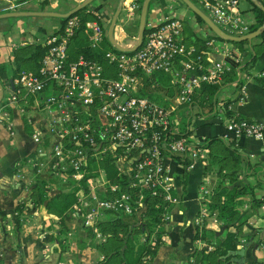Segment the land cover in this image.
I'll list each match as a JSON object with an SVG mask.
<instances>
[{
  "label": "built area",
  "instance_id": "2783aa9c",
  "mask_svg": "<svg viewBox=\"0 0 264 264\" xmlns=\"http://www.w3.org/2000/svg\"><path fill=\"white\" fill-rule=\"evenodd\" d=\"M197 1L226 31L237 35L251 31L253 22L240 12L239 0ZM141 3L122 0L121 11L139 18ZM81 24L74 13L46 37L38 70L22 69L8 87V95L0 99V118H6L7 106H21L22 96L34 98L33 107L45 112L48 129L56 137L46 163L39 162L36 171L47 164L52 174L76 186L73 212L85 226L96 228L106 216L121 214L142 220L148 204L144 193L158 197L167 222L172 217L177 168L183 167L179 159L189 160L188 168L207 155L205 139L182 132V123L187 112L189 129L203 118L196 113L193 98L202 82L222 77L223 62L211 58V51L221 50L219 39L209 29L207 49L195 55L194 46L181 40L182 19L166 15L146 25L136 49L120 50L109 41L105 21L97 14L84 26L91 47L109 41L102 52L106 62H102L82 52L69 56V42ZM157 72L170 75L172 93H161L164 102L144 92L146 76ZM260 74L264 75V67ZM155 82L156 78L150 85ZM224 125L234 141L243 135H264V119L234 114ZM34 137L41 140L40 135ZM104 156L112 157L120 181H112L100 165Z\"/></svg>",
  "mask_w": 264,
  "mask_h": 264
},
{
  "label": "crops",
  "instance_id": "0c3cea01",
  "mask_svg": "<svg viewBox=\"0 0 264 264\" xmlns=\"http://www.w3.org/2000/svg\"><path fill=\"white\" fill-rule=\"evenodd\" d=\"M10 1L11 5L0 9V12L11 10L29 13L0 17V65H3L5 72L4 79V74H0L3 98L8 95V87L15 78L12 74L13 48L27 42L43 43L49 34L61 26V17L35 14L32 11L67 12L83 0ZM119 1L92 0L87 8L104 19L108 31ZM253 4L252 0L238 1L240 12L254 23L256 13ZM197 5L203 9L199 3ZM166 15L182 19L181 39L187 46L193 45L195 48V37L205 38L209 34V28L196 19L182 0H151L146 25L159 22ZM138 21L139 18L126 16L120 9L112 30L114 39L121 45L132 46L137 39ZM77 38L69 42L73 54H76V50L72 45ZM258 39H251L242 45L218 40L221 50L211 51V58L220 59L224 69L233 68L235 75L233 79L226 80L217 92L219 101L214 114L207 118L202 116L200 121L193 123L189 132L191 138L204 140L211 135H218L230 140L224 125L228 117L225 104L232 115L264 119V75L260 74L264 67V49L254 60H250V44ZM21 101V106H7L6 118H0V264H96L103 256L98 242L105 239V235L98 234L97 225L96 228L85 226L73 212L74 204L63 213L56 214L49 211L46 199L37 203L31 197L35 184H39L48 196L67 190L72 185L52 174L47 164L36 171L39 162L46 163L56 137L48 129L45 112L33 107L34 98L22 96ZM34 135H40L41 140H35ZM235 145L245 156L240 167L234 170L235 182L254 186V196L261 197L264 186H256L261 173L253 169L247 171L245 165L247 159L264 161V135L261 138L240 136L235 140ZM205 161L207 155L194 161L186 172L183 167L177 168L179 174L174 181L172 217L164 222L161 242L146 264H190L191 253L196 248L211 249L213 246L206 241L207 238L196 237L197 227L211 228L216 238L224 236L226 224L217 211L211 212L206 205L205 198L218 178L214 169L204 171ZM171 162L176 165V161ZM202 187L207 192H203ZM238 209L237 220L243 221L242 232L236 246L239 252L231 259V263L264 264V204H255L252 195L246 192ZM121 215L126 221L133 219L130 215ZM154 233L150 234V240L155 237ZM144 236L145 233L140 232L138 240L143 241Z\"/></svg>",
  "mask_w": 264,
  "mask_h": 264
},
{
  "label": "trees",
  "instance_id": "16d2710c",
  "mask_svg": "<svg viewBox=\"0 0 264 264\" xmlns=\"http://www.w3.org/2000/svg\"><path fill=\"white\" fill-rule=\"evenodd\" d=\"M42 3L44 4L45 2ZM41 8H43V6ZM253 8L256 13V20L251 24V30H254L264 22V11L256 4H253ZM75 14L80 17L82 23L72 36V38L78 36L74 45H72L76 50V54L82 52L85 56L106 62L102 56V52L110 45L109 41L106 40L103 42L101 47H91L88 42V32L84 26L85 20L97 18V14L88 10L87 6L76 11ZM195 16L197 20L203 22L199 16ZM65 19L66 18H61V24H63ZM146 30L147 26L145 31ZM188 32L191 33L192 30L189 29ZM213 35L217 39L224 40L215 34ZM258 36L259 39L250 44L252 51L250 60H254L255 56L264 49V31ZM181 40L184 41V39ZM232 42L237 45H242L244 42H247V40ZM193 43L195 44V55L199 54L200 50L207 49L206 39L204 37L196 36ZM45 47L46 45L40 42H27L14 47L11 54L14 65L12 72L13 76L16 77L19 72L25 68H30L35 71L38 70L39 61ZM68 49L70 57L76 55L73 54L74 50H70V44L68 45ZM201 62L206 61L202 59ZM195 71L199 70L195 69ZM0 74H4L2 76L4 79L5 72L3 71V65H0ZM234 75L235 70L230 67L222 71V77L219 80L202 82L192 101L193 106L197 109L196 113L205 118L212 116L215 106L219 101L216 97L217 92L221 85L226 80L233 79ZM155 78L157 82L151 86V81ZM144 92L152 99L164 102L161 93H172L170 75L164 72H157L146 76ZM225 111L227 112V116L232 115L227 109L226 104ZM189 117V112L183 116L182 132L184 131L185 134L190 132L188 128L190 122ZM180 134L181 132H178L175 135ZM203 144L207 148V161L203 164L204 171L214 169L218 178L215 186L205 198L206 205L211 212H218L223 222L226 224V230L222 238H216L211 228L203 226L200 229L197 227L196 237L207 238L206 241L210 242L213 247L209 250L196 248L191 253L192 260L190 264H232L231 259L237 253H232L231 251L237 250L236 246L239 242L243 224V221L237 220L239 215L238 206L242 202L246 192L252 195V201L255 204H264V193L261 197H255L254 186L235 182L236 173L234 170L240 167L241 160L245 156L237 149L233 139L225 140L221 136L211 135L205 139ZM99 162L101 166L106 168V172L112 181L121 180V177L117 174L112 157H101ZM179 162L183 164V169L186 172L189 160L179 159ZM250 169H253L254 172L261 173L260 179H257L256 186L263 187L264 161L247 159L245 170L250 171ZM31 193L32 199L37 203L46 199L47 208L49 211L56 214H61L68 210L76 201V186L48 196L39 184H35L32 187ZM143 198L148 204L143 213L142 220L137 221L133 218L126 221L122 215H112L97 222V230L105 235V239L98 242V248L103 256L96 264H146L148 259L155 253L157 246L161 242V235L164 232V222H166V220L161 216L164 209L163 206L157 204L158 197L144 193ZM231 226L233 228L229 229ZM140 232L145 233L143 241L138 240V234ZM152 232H155V237L150 240V234Z\"/></svg>",
  "mask_w": 264,
  "mask_h": 264
},
{
  "label": "water",
  "instance_id": "95a60500",
  "mask_svg": "<svg viewBox=\"0 0 264 264\" xmlns=\"http://www.w3.org/2000/svg\"><path fill=\"white\" fill-rule=\"evenodd\" d=\"M92 0H83L81 3L77 4L74 8L67 12H58L54 10H37L32 11V13L35 14H41V15H51V16H59L61 18H67L68 16L76 13V11L86 7ZM151 0H142L140 13H139V21H138V34L137 39L135 43L132 46H124L118 43L114 37H113V26L115 23V20L120 12L122 0L119 1V4L117 8L115 9L114 14L112 15V18L110 20V24L107 31V36L109 41L115 45L116 48L120 50H127L132 51L136 49L143 41L145 29H146V22H147V10L149 7V3ZM191 10L192 12L199 16L203 22L207 25L209 29H211L215 35L218 37L229 40V41H250L252 38L258 36L261 32L264 31V22L260 24L257 28L254 30L249 31L248 33L237 35L230 33L223 29L221 26H219L203 9H201L193 0H182ZM254 4H256L258 7H260L264 11V4L260 0H252ZM11 5L10 0H0V9H6ZM29 13L28 11H11L7 10L4 12H0V17L3 16H12V15H20ZM3 97V85L0 83V99ZM239 252L238 250H233V253Z\"/></svg>",
  "mask_w": 264,
  "mask_h": 264
},
{
  "label": "rangeland",
  "instance_id": "374dc122",
  "mask_svg": "<svg viewBox=\"0 0 264 264\" xmlns=\"http://www.w3.org/2000/svg\"><path fill=\"white\" fill-rule=\"evenodd\" d=\"M194 2H197V4L199 3L197 0H193ZM241 1V3L244 1V0H240ZM200 4V3H199ZM200 6H201V4H200ZM202 7V6H201ZM256 38H259V36H256V37H254V38H252V40H255ZM221 40V39H220ZM221 41H223V40H221ZM225 41H227V42H232V41H229V40H225ZM109 215V214H108Z\"/></svg>",
  "mask_w": 264,
  "mask_h": 264
}]
</instances>
